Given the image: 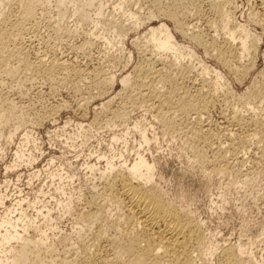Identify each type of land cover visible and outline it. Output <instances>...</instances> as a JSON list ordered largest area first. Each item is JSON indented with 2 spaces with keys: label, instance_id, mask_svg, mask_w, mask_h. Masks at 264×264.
<instances>
[{
  "label": "rangeland",
  "instance_id": "obj_1",
  "mask_svg": "<svg viewBox=\"0 0 264 264\" xmlns=\"http://www.w3.org/2000/svg\"><path fill=\"white\" fill-rule=\"evenodd\" d=\"M22 1L6 0L0 6L10 18L7 32L20 33L0 44V55L14 52L8 62L12 72L0 69V220L8 209L13 211L10 216H16L20 210L15 204L22 200L21 207L38 227L31 228L28 236L52 243L49 249L38 247L39 255L33 257L36 263L24 264H50L52 258L58 264L65 260L82 264L77 246L90 244L99 225L106 235L116 237L115 253L122 254L128 234L124 211L113 190L104 188L99 172L93 176L87 166L96 163L102 169L105 159L100 157L112 158L114 153L116 163H132L137 153L154 163L155 184L170 204L201 221L210 248L219 251L224 245L242 243L252 250L258 264H264V156L258 157L253 149L255 139L249 137L251 150L244 153L242 163L233 161L226 150L228 138L241 136L245 130L225 121L234 109L241 115L252 111L264 119V100L255 92L264 82V15L259 3L223 0L228 19L237 27L243 25L250 35L249 52L242 59L250 64L249 71L240 76L233 65L224 64L215 51L206 49L208 34L222 36L224 31V11H212L206 0L197 7L194 0H96L77 12L75 7L85 0L74 4L71 0H40L35 21L12 29L10 24H18ZM182 9L188 14L181 15ZM129 12L140 18L138 26L133 25ZM173 13L186 22L187 34L175 28V17L168 16ZM163 22L183 46L177 50V59L173 51L157 50L145 37L148 26ZM191 33L204 41L199 43ZM238 36H242L241 28ZM37 58L46 68L61 59L66 68L37 70L33 67ZM181 66L190 72L179 79L180 91H205L203 79L218 82L215 103L203 114L204 130L209 127L213 136L207 146L200 147L205 159L200 162L195 158L194 139L177 109L179 95L168 101L167 87L160 79L180 75ZM141 67L149 75H138ZM157 68L159 74L154 73ZM124 77L126 83L121 82ZM105 81L110 82L102 87ZM153 84L165 96L160 106L149 96ZM190 115L195 117L193 112ZM166 121L173 125H165ZM135 124L145 131L147 142ZM113 135L118 141L112 140ZM124 139L128 141L125 145ZM217 147L225 150L233 167L227 169L223 162L216 165L210 160ZM93 183L98 186L95 199L101 207L84 203L83 195L88 196ZM70 195L78 201L71 214L65 204L57 205ZM47 209L50 218L45 220L38 211ZM194 254L202 264L215 261L216 253L209 254L206 246ZM5 257L10 260L9 254ZM145 264H166V260Z\"/></svg>",
  "mask_w": 264,
  "mask_h": 264
},
{
  "label": "bare ground",
  "instance_id": "obj_2",
  "mask_svg": "<svg viewBox=\"0 0 264 264\" xmlns=\"http://www.w3.org/2000/svg\"><path fill=\"white\" fill-rule=\"evenodd\" d=\"M4 1L6 0H0V6L4 4ZM59 1L63 2L62 0ZM94 1L96 0H85V4L81 7H75V12L80 9L85 10V6L92 5ZM206 1L212 11H224V18L222 17V22L224 24L223 35L208 34L207 43H209V45L206 49L213 52L215 51L224 64L228 66L233 65L234 69L240 72V76H244L249 71L250 66L249 63H245L242 60L249 52L248 43L251 41L250 35H248L243 25H238L237 27L228 19L229 12L222 9V6L225 5V2L227 3L228 0H224L225 2L223 0ZM39 2L40 0H23L21 2L18 20L16 21L18 24H10V27L16 29L15 26H20L19 28L21 29L24 24H31L35 21L34 18L37 13L36 7ZM194 2L195 7H197L199 3L204 2V0H194ZM256 2L260 5V13L262 12L264 15V0H256ZM71 3L74 4L75 0H71ZM102 5L103 3L101 2L100 7H102ZM186 13L188 14V12L183 11V9L180 10L181 15L184 16ZM128 15L129 18L132 19L133 25L138 26L140 18L136 13L129 12ZM176 15L174 13L168 14L172 19L175 17V28L179 29L182 34H187V30L190 28L186 27V22L177 18ZM1 19L3 20L2 23L5 24L0 26V44L4 43L6 39L8 41L11 40L10 38L13 35L5 29L10 18L5 11L0 8V20ZM238 28L239 30L241 28L242 36L237 37ZM120 30L122 29L120 28ZM19 35L20 33H15L13 35L14 39ZM145 37L154 44L157 50L162 52L169 50L173 51L175 59L178 57L177 50L183 48L181 44H178L172 30L164 22L160 23L158 26H148ZM191 37L195 38L199 43L204 41L202 38H199L196 33H191ZM5 53L6 52H1L2 55H0V69H2L1 71L3 72L10 73L12 69L8 68V62L14 57V52L8 55H4ZM189 55L192 56L193 54L189 52ZM60 60L52 62L51 65L46 68L44 67L43 60L37 58L33 67L43 72H57L66 68L65 62ZM155 61L157 60L155 59ZM155 61L152 60L153 63H151L154 64ZM153 66L152 68H154ZM183 69L181 66L182 72L180 71V75H175L176 77L168 75L164 77L160 76V79L162 80L163 86L165 85L167 87V92L165 93L168 101H170L172 97L175 98V96L179 95L178 98L180 99L176 102L177 109L182 116V121L187 125V130L190 131V135H192L194 139L192 145H194L195 148V158L200 162L205 160H203L204 154H202L203 152L200 147L202 148L203 144L207 146L209 139L213 136L209 127H206L208 128L207 130L205 129L206 131L204 130L205 127L203 124L205 123L203 122V114L215 103V99L217 98L216 91L218 92V82L203 79L202 81L207 87L205 91L200 88L193 94L187 93V91H180L179 79L184 78L186 76L185 74L190 72V69L187 67ZM147 70H150V67ZM159 70L158 68L157 70L155 69L154 73L158 72L159 74ZM137 71L138 75L141 76L146 72L142 67L137 68ZM149 73L150 72H146L145 74L149 75ZM109 82L110 81L103 82L102 87L109 84ZM121 82L126 83V77L122 78ZM157 89L156 84L151 85L149 88V96L157 103L156 106H160L163 103L162 98L165 96H163L164 93H161ZM255 92L256 95L264 100V82L255 87ZM155 102L153 103L154 105L156 104ZM192 112L195 114L194 118L190 115ZM239 112L238 109H234L233 112H231L232 114H230L228 118H225L226 120L224 119L227 123L230 122L236 125L240 130H245V132L242 131L244 134H241V136L237 135V137L233 136L232 138H228L230 142L226 150H229L231 159H233V161L235 160L236 163H242L244 153L250 149L252 144L249 142V137L255 139L253 142V149L258 152V157L261 158L264 156V119L256 117L252 114V111L251 114L249 111L248 115H241ZM165 125L172 126L173 124L170 121H166ZM134 127L139 128L138 130L141 131L140 136L147 142L145 131L137 124H135ZM246 128H250V131L249 129L247 131ZM113 136L112 140L115 142L118 141V138H116L115 135ZM125 141L126 139L123 140L124 145L128 142ZM224 152L225 150H223V148L217 147L216 150L213 151L210 160L216 163V165L223 162V166L229 169L234 165H231L232 162L227 159ZM115 154L116 153H114L113 156H116ZM122 155L124 156V154ZM122 155L118 154V157L120 156V158H122ZM113 156L109 158L103 154L100 157V159H105V166H103L102 169H99L96 163H87V166L93 176L96 175V172H99V178L104 181V188L110 189V191L113 190L115 198L122 206L128 230V234L125 236L123 242V252L119 255L115 253V249L118 245L116 237L106 235L105 229L99 225L93 233L90 244H79L77 246L78 252L76 253H81L82 264H128L129 262L145 264L148 261L151 263H158L161 260H166V264H202L197 260L198 255H195L194 252L204 246L208 248L209 254L214 255L216 253L215 261L212 264H258V260L256 261L252 250L247 249L242 243L224 245L219 251H216L217 249H214V246L210 248L206 242V235L202 229L201 221L191 214V212L170 204L166 200L163 191L155 184L153 173L154 163H150L140 153H137L133 162L128 164L125 160L119 163L114 162ZM233 163L235 164V162ZM55 175L57 174H53V176ZM57 189L61 190L62 187H58ZM97 189L98 186L93 183L90 187L88 196L84 197L83 195L85 204L89 203L88 205L90 206L101 204L95 199V196L98 194ZM21 201L22 200H18L15 204L18 208L17 210H20L17 214L19 215L18 217L17 215L10 216L13 211L8 209L6 217L0 220V264H24L27 261L36 263L37 261L35 262L34 258L39 255L40 248L38 247L41 245L42 247L45 245L47 248L52 246V243H46V238L40 237L37 239L28 236V231L31 228H36V230H38V227L35 226L33 221L26 215L25 209L21 207ZM77 202L78 201L70 195L64 202L61 200L57 201V205L62 206V204H65L66 211L71 214ZM81 202L83 201L81 200ZM98 207L101 206L98 205ZM38 213L43 215L45 220H47L48 217L50 218L49 209H47L45 213L39 210ZM73 214L74 213H72V215ZM75 219L79 221L82 217H75ZM19 223L23 225L19 226ZM90 246L94 247L92 251ZM7 254H9L10 260L5 257ZM64 262L68 264L71 261L65 260ZM49 263L58 264L54 258H52ZM41 264H44V262Z\"/></svg>",
  "mask_w": 264,
  "mask_h": 264
}]
</instances>
